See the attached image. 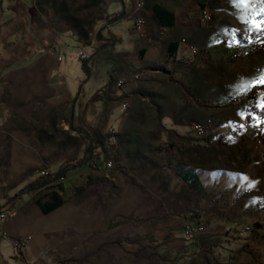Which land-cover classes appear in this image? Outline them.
Masks as SVG:
<instances>
[{
    "label": "rangeland",
    "instance_id": "374dc122",
    "mask_svg": "<svg viewBox=\"0 0 264 264\" xmlns=\"http://www.w3.org/2000/svg\"><path fill=\"white\" fill-rule=\"evenodd\" d=\"M252 5L242 8L237 0H229L228 16L211 20L220 38L219 57L210 67L182 69L170 83L162 77L150 80L139 101L123 113L118 111L107 124L101 109L95 112L100 121L92 133L100 142L107 140L100 153V170L74 172L59 184L27 196L11 211L7 222L27 243L30 264H264L263 143H240L245 116L256 119L262 110L258 105L264 98V84L246 92L241 88L264 73V45L237 62L222 63L220 57L227 46L243 38L264 42V30L249 22L264 4L252 0ZM115 7L112 4L110 11ZM95 13L86 9V31L92 29ZM255 18L264 20V14ZM19 53L15 45L0 49V60L15 62ZM80 53L66 52L63 63L64 68L71 60L76 64L68 74L75 88L83 79L77 78L83 76ZM84 53L88 58L93 55L89 49ZM35 54V49L27 48L22 57L27 60ZM204 54L200 50L196 58ZM106 62L85 86L87 91L102 85L101 76L109 67ZM204 70H211L208 82ZM8 75L27 76L28 69ZM13 89L16 84L6 81L4 121L0 106V196H13L38 178L42 169L54 170L79 150L78 138L57 128L51 133L36 131L33 139L16 138ZM118 117L124 119L123 127ZM208 121L207 143L201 146L194 126ZM53 194L62 204L45 214L39 202L49 201ZM199 222L205 230L186 238L187 225ZM246 228L250 230L244 233ZM136 232L155 236L166 245L143 250L121 242ZM13 252L12 240L3 239L0 255L5 263L14 264ZM178 253L184 257L176 261Z\"/></svg>",
    "mask_w": 264,
    "mask_h": 264
},
{
    "label": "crops",
    "instance_id": "0c3cea01",
    "mask_svg": "<svg viewBox=\"0 0 264 264\" xmlns=\"http://www.w3.org/2000/svg\"><path fill=\"white\" fill-rule=\"evenodd\" d=\"M139 2L143 4L140 15L146 20L141 30L135 28L134 16ZM112 4L116 5L114 11H110ZM88 8L97 13L93 16L90 31H86L85 23ZM156 8L173 17L172 26L161 23ZM205 12L210 13L212 19L226 17L229 0H0V22L14 18L17 24L11 30L1 29L0 49L15 45L20 51L17 61L8 63L11 67L0 75L3 121L6 117L2 103L5 98L3 86L6 81H12L17 86L12 92L14 136L19 140L33 139L36 131L51 133L57 128L78 138L76 156L79 155L83 141L75 129L84 128L91 133L98 129L100 118L94 115L99 109L107 124L118 111L123 113L139 101L142 92L151 85L150 80L162 77L165 83H170L177 79L182 69L198 71L197 67H210L218 59L220 36L215 24L205 21ZM171 44L176 45L173 56L169 55ZM191 47L204 50L205 54L197 59ZM27 48L35 49L36 54L25 60L22 53ZM85 49L94 55L90 80L97 77L101 64L109 63L106 75L101 76L102 85L90 91L85 89L90 80L84 83V72L83 76H77L83 78L78 81L77 88L71 86L68 74L69 70L76 68L73 60L70 65H65L67 68L63 67L67 61L66 52ZM224 52L225 55L220 56L221 62L232 63ZM154 65L166 66L175 74L168 76L152 72L150 68ZM25 68L28 69L27 76L10 78L8 75L12 70ZM211 75V70H204V81L208 82ZM118 80H123L124 85L118 87ZM94 97H101L104 101L89 103ZM124 103H127L126 109L122 107ZM117 122L124 126L121 117ZM172 128L180 127L173 125ZM245 139L241 138L240 143L251 141ZM97 141L104 144L107 140ZM196 143L204 146L207 138ZM7 221L0 225V232H7L6 239H11L14 246L20 239L24 242ZM2 241L0 236V243ZM24 252L30 262L26 247Z\"/></svg>",
    "mask_w": 264,
    "mask_h": 264
},
{
    "label": "trees",
    "instance_id": "16d2710c",
    "mask_svg": "<svg viewBox=\"0 0 264 264\" xmlns=\"http://www.w3.org/2000/svg\"><path fill=\"white\" fill-rule=\"evenodd\" d=\"M155 11L163 25L166 26L173 25V17L169 13L164 12L158 8H156ZM15 22L16 21L14 18H10L8 20L0 22V32L1 29L3 28L11 30L13 27H17V24ZM9 45L11 46L12 43L10 42ZM175 53H176V45L171 44L169 47V55L173 56L175 55ZM226 53H227V58L230 62H236L237 60L252 54L250 52H246L244 54L239 55L238 53L234 51H228L227 49H226ZM0 57H2L1 54ZM93 58L94 55H91L90 58H88V56L86 55L85 59H82L80 57V59L82 60V69L85 74L84 83H87L93 75V69H94ZM4 62H1L0 60V75L11 67L10 65ZM150 71L155 73L165 74L168 76H173L175 74V71L170 70L163 65H155L152 68H150ZM80 94L81 92H79V95ZM99 101H104V99L101 97L98 98L94 97V98H90L88 102L95 103ZM257 115L258 116L256 117V119H252L250 117L245 116L244 119L246 124V130L243 133L242 137L255 141H261V144L263 143V147L261 148L263 150L262 157L264 160V122H261L264 121V109L258 112ZM75 130L80 134L83 141L82 152L73 158L65 159L64 161L59 163V165L54 170L53 169L50 170L47 176L40 175L35 180L27 183L22 189L16 191L13 196L2 194L0 196V213L6 211H12L14 208L22 204L27 196L30 197L35 192H40L52 185L59 184L61 181L68 179L70 174L74 172L84 171V169L86 168H89L92 171L100 170V165H99L100 153L103 148H106V144L105 143L100 144L97 141V139L93 136V134L87 129L77 128ZM175 131L177 132L179 130L176 129ZM200 136L203 141L206 140L205 135H200ZM61 204H62L61 199L57 194H53L50 200L47 202L44 203L39 202V206L42 212L45 214H49L55 211L61 206ZM198 224L201 223L200 222L195 223L194 225H198ZM121 242L131 246H139L143 250L145 249L158 250L159 248H162L166 245V242L164 240H161L152 235H145L139 232L126 236L123 240H121ZM193 245L195 247L199 246L197 242H194ZM25 247L26 244L21 239L18 240L17 243L15 244L14 252L12 255L14 264H30L25 256V252H24ZM183 257L184 254L178 253L174 255V260L179 261Z\"/></svg>",
    "mask_w": 264,
    "mask_h": 264
},
{
    "label": "built area",
    "instance_id": "2783aa9c",
    "mask_svg": "<svg viewBox=\"0 0 264 264\" xmlns=\"http://www.w3.org/2000/svg\"><path fill=\"white\" fill-rule=\"evenodd\" d=\"M142 8H143V4L139 2L137 4V10L134 13V16H135V28L137 30H141L146 24L145 18L140 15V11L142 10ZM204 16H205L204 17L205 21L209 22V21L212 20V17H211L210 13L205 12ZM246 41H247V48H245V50H236V49L233 48V44H230V46H227L226 49L228 51H234V52L238 53L239 55H241V54H244L246 52L256 53V52H258L260 50V47L262 45H264V42L262 40L246 39ZM191 52H192V54L194 56H199L200 55V50H198L195 47H191ZM80 57L82 59L86 58V54L84 53V51L81 52ZM116 85L118 87H121V86L124 85V81L123 80H118L116 82ZM256 93H258V90H256ZM256 93H254L253 96H256L257 95ZM122 107H123V109H126L127 103H124L122 105ZM208 123H209V121L207 123H204V124H196L194 126L195 131L199 135H205L206 132H207V127L209 125ZM108 166L111 167L112 164L109 163ZM49 172H50L49 168L42 169L41 170V175L42 176H47L49 174ZM11 215H12L11 211H6V212L0 213V222H6L11 217ZM204 230H205V226L203 224H198V225L188 224L187 227H186V238H188V239L189 238H193V236L202 233ZM249 230H250L249 228H246L244 230V233H247ZM0 236H1L2 239L8 238V234L5 231H1L0 232ZM27 239L31 240V237L29 236V237H27ZM0 264H5V263L2 260H0Z\"/></svg>",
    "mask_w": 264,
    "mask_h": 264
},
{
    "label": "snow or ice",
    "instance_id": "6c2138e0",
    "mask_svg": "<svg viewBox=\"0 0 264 264\" xmlns=\"http://www.w3.org/2000/svg\"><path fill=\"white\" fill-rule=\"evenodd\" d=\"M237 3L242 8H251L252 0H237ZM261 3L264 4V0H261ZM264 14V7L260 8L258 12H255L254 16L250 19V24L256 30H264V20H258L255 17ZM256 84H264V73H261L259 79L252 81L251 83H247L245 86L241 88L242 92L248 91L251 87H254ZM262 109H264V98H262L261 103L258 105ZM243 115V114H242ZM264 122V121H261Z\"/></svg>",
    "mask_w": 264,
    "mask_h": 264
},
{
    "label": "bare ground",
    "instance_id": "6f19581e",
    "mask_svg": "<svg viewBox=\"0 0 264 264\" xmlns=\"http://www.w3.org/2000/svg\"><path fill=\"white\" fill-rule=\"evenodd\" d=\"M230 46V45H229ZM235 46V47H234ZM233 48L236 50H244L247 48V41L246 38H243L242 40H239L237 44L233 45Z\"/></svg>",
    "mask_w": 264,
    "mask_h": 264
}]
</instances>
